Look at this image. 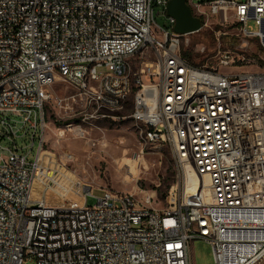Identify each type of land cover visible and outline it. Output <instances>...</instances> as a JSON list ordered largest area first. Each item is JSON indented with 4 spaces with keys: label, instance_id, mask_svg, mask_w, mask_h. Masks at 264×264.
Listing matches in <instances>:
<instances>
[{
    "label": "built area",
    "instance_id": "2783aa9c",
    "mask_svg": "<svg viewBox=\"0 0 264 264\" xmlns=\"http://www.w3.org/2000/svg\"><path fill=\"white\" fill-rule=\"evenodd\" d=\"M168 1L0 0V114L34 130L40 120L32 163L0 143V264H190L196 240L214 264H264V69L221 71L242 66L227 56L214 67L189 63L174 20L170 29L154 22L153 8L164 15ZM186 4L203 25L216 17L264 50V0ZM60 83L73 94L53 96ZM47 104L88 111L64 126L79 138L129 105L141 151L167 145L180 169L167 207L108 189L94 197L89 187L81 204L37 196ZM11 117L0 119V137L13 143ZM186 167L199 178L188 180Z\"/></svg>",
    "mask_w": 264,
    "mask_h": 264
},
{
    "label": "rangeland",
    "instance_id": "374dc122",
    "mask_svg": "<svg viewBox=\"0 0 264 264\" xmlns=\"http://www.w3.org/2000/svg\"><path fill=\"white\" fill-rule=\"evenodd\" d=\"M207 1L210 0H192L199 4ZM153 12L156 26L171 28L168 16L162 14V8L154 7ZM249 26L253 31L257 30L253 22ZM181 49L199 57L195 59L198 66L214 67L223 56L242 64L238 68L221 69L231 74L264 69V50L260 44L256 40L237 37L233 27L220 25L216 17L209 16L199 32L183 37ZM131 62L135 66L138 56ZM51 93L63 97L65 94L72 95L73 90L60 83L53 86ZM44 115L46 128L43 148L46 154L33 185V192L37 196H44L49 204L55 206L69 202L81 204L82 191L74 193L70 189L69 175L72 174L83 191L92 188L94 197L101 196L100 189H108L130 193L138 199L149 195L152 208L161 210L167 207L168 192L180 182V169L171 158L167 145L146 146L141 151L138 127L129 118V105L86 126L84 138H79L76 130L68 132L64 127L77 124L83 115H88V111L83 112L79 104L66 111L47 104ZM3 117L11 116L0 114V119ZM11 119L15 132L13 143L6 137H0L1 146L12 148L15 145L19 152L26 155L27 162L32 163L40 142V120L37 118V128L34 130L28 123L23 124V118L14 116ZM31 119L34 120L33 117ZM94 204L95 200L88 197L87 206ZM25 264L35 262L26 259ZM190 264H214L211 246L201 240L194 241L191 244Z\"/></svg>",
    "mask_w": 264,
    "mask_h": 264
},
{
    "label": "water",
    "instance_id": "95a60500",
    "mask_svg": "<svg viewBox=\"0 0 264 264\" xmlns=\"http://www.w3.org/2000/svg\"><path fill=\"white\" fill-rule=\"evenodd\" d=\"M165 13L174 20L172 31L178 35H190L201 30L200 19L195 17L186 0H169L165 7Z\"/></svg>",
    "mask_w": 264,
    "mask_h": 264
},
{
    "label": "bare ground",
    "instance_id": "6f19581e",
    "mask_svg": "<svg viewBox=\"0 0 264 264\" xmlns=\"http://www.w3.org/2000/svg\"><path fill=\"white\" fill-rule=\"evenodd\" d=\"M45 154H46L45 150L41 151L40 154H39L40 167H42V164H44L43 160H44ZM69 178H70V183H71L70 189H72V192L77 191V193H80L82 191V189H81L80 184L78 183V180L72 174L69 175ZM186 178L188 180H191V179L199 178V176L194 173L193 169H191L189 167H186ZM33 185H34V183H33ZM60 203H61V201H60ZM65 204H69V203H64V205Z\"/></svg>",
    "mask_w": 264,
    "mask_h": 264
},
{
    "label": "trees",
    "instance_id": "16d2710c",
    "mask_svg": "<svg viewBox=\"0 0 264 264\" xmlns=\"http://www.w3.org/2000/svg\"><path fill=\"white\" fill-rule=\"evenodd\" d=\"M200 22H201V25H203V21L201 19H200ZM182 57L185 60H187L189 63H191L192 65H196L195 59H199V57H197L196 55H193L192 53L186 50H182Z\"/></svg>",
    "mask_w": 264,
    "mask_h": 264
}]
</instances>
